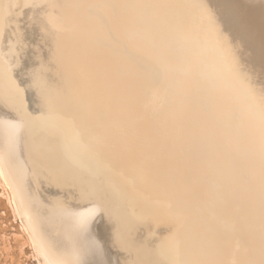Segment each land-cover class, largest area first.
Instances as JSON below:
<instances>
[{
	"label": "bare ground",
	"instance_id": "1",
	"mask_svg": "<svg viewBox=\"0 0 264 264\" xmlns=\"http://www.w3.org/2000/svg\"><path fill=\"white\" fill-rule=\"evenodd\" d=\"M0 81L38 264H264V0H0Z\"/></svg>",
	"mask_w": 264,
	"mask_h": 264
},
{
	"label": "rangeland",
	"instance_id": "2",
	"mask_svg": "<svg viewBox=\"0 0 264 264\" xmlns=\"http://www.w3.org/2000/svg\"><path fill=\"white\" fill-rule=\"evenodd\" d=\"M0 101L12 110L14 113L19 115L12 103L11 98L7 90L4 88L3 83L0 81ZM26 127L23 126L20 134L22 136L23 142L21 141L22 156L29 161V168L35 174V178L38 180L39 185L42 184L40 180V173L37 168V163H34V156L30 150L28 143V138L26 134ZM25 152V153H24ZM26 155V156H25ZM0 186V193H1ZM102 213V214H101ZM101 215V216H100ZM0 264H38L36 258L32 257L33 248L29 243H24L26 241V234L20 228V218L15 219L14 213L7 201L3 199L0 205ZM98 217H100L98 219ZM97 217V222L101 230H104V222L106 220L105 211L102 209ZM170 229V226H168ZM6 235V238H2V235Z\"/></svg>",
	"mask_w": 264,
	"mask_h": 264
}]
</instances>
